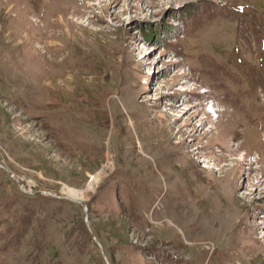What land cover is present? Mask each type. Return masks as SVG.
<instances>
[{
	"label": "rangeland",
	"instance_id": "rangeland-1",
	"mask_svg": "<svg viewBox=\"0 0 264 264\" xmlns=\"http://www.w3.org/2000/svg\"><path fill=\"white\" fill-rule=\"evenodd\" d=\"M0 164V264H264V0H0Z\"/></svg>",
	"mask_w": 264,
	"mask_h": 264
},
{
	"label": "water",
	"instance_id": "water-1",
	"mask_svg": "<svg viewBox=\"0 0 264 264\" xmlns=\"http://www.w3.org/2000/svg\"><path fill=\"white\" fill-rule=\"evenodd\" d=\"M0 167H2V168L7 172V174H8L10 177H12L13 179H15L16 182H17L21 187L24 186L23 181L20 180V179H18V177H17L16 175H14L11 171H9L8 168L4 167L2 164H0ZM23 191H24V192H27V193H33V192L27 191V190H25V189H23ZM34 193H37V194H47V195H50V196H53V197H56V198H61V197H62V198H65V199H69L68 197H66V196H61V195H59V194H57V193H55V192L44 191V190H41V189L37 190V191L34 192ZM78 201H79V200H78ZM80 202L82 203L85 212H87L88 208H87V206H86V203H84L83 201H80ZM90 234H91L92 238L96 241V243H97V245L99 246V249H100V251H101V245H100V243H98V241H97L96 238L94 237L92 231H90ZM101 256H102V258H103L105 264H109V262H108V260H107V258H106V256H105V254H104L102 251H101Z\"/></svg>",
	"mask_w": 264,
	"mask_h": 264
},
{
	"label": "bare ground",
	"instance_id": "bare-ground-1",
	"mask_svg": "<svg viewBox=\"0 0 264 264\" xmlns=\"http://www.w3.org/2000/svg\"><path fill=\"white\" fill-rule=\"evenodd\" d=\"M102 175H104L102 172L101 173H99L98 174V176H96V177H93V179H92V181H91V183H90V187L91 188H94L95 187V185L97 184V182H98V178L100 177V176H102ZM23 184H24V186H23V188L26 190V186H25V182H23ZM32 187V186H31ZM30 187V188H31ZM33 189V188H32ZM31 189V190H32ZM90 189V188H89ZM30 190V191H31ZM62 196H66V197H68L69 199H73V200H78V199H81V197H82V193L81 194H79V191H77V190H71V189H68V190H63V192H62Z\"/></svg>",
	"mask_w": 264,
	"mask_h": 264
}]
</instances>
